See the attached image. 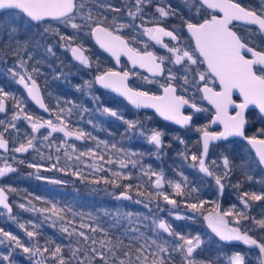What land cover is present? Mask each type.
Returning <instances> with one entry per match:
<instances>
[{"label":"rangeland","instance_id":"374dc122","mask_svg":"<svg viewBox=\"0 0 264 264\" xmlns=\"http://www.w3.org/2000/svg\"><path fill=\"white\" fill-rule=\"evenodd\" d=\"M85 1V6L93 3L92 0ZM136 10L128 17L129 22L136 18H142L144 21L147 20L140 16V9L136 8ZM86 13L89 14L88 11ZM83 17L84 19L87 18L86 15ZM10 19H14L17 24H20L19 29L16 31L18 36L24 34L40 38L39 40L42 45L38 47L42 49L43 54L52 60V62L54 60L57 61L55 66L64 62L72 63V61H76L71 54V48L74 46L69 43L67 38L61 35L66 29H73L71 23H74V20L68 23L45 24L51 22L47 21L43 22L45 25L35 26L15 13H7L0 16V21L4 22V26L5 22ZM124 19H127V17L125 16ZM155 27L160 26L152 24L141 25V28H139L140 35L149 39L156 49L165 51L166 49L161 45H157L155 41H152L144 33L145 29ZM4 29L5 27L0 30V78L7 79L9 82L12 80L13 82L11 81L9 84V86H12V91L7 92L9 95L7 97H4L2 94L0 95L2 101L11 100L12 102L7 109L5 120L2 119V121L9 120L11 127L12 124H22L20 121L23 118L24 109L30 110L25 104V99L21 92H19L20 90H18L21 86L18 83V76H13V72L18 70L19 74L25 75L26 79L33 77L32 75L40 77L47 96L52 99L51 102L56 107V118L58 115L61 118L60 120L57 119L54 124L65 127V130L68 132H70L72 127L82 129L86 125L90 128L88 131H82L84 133L83 143L78 145L71 139V136L64 137L62 133H52L45 140L43 138L44 135L50 131L47 128L40 129L36 134H32L31 131V133H26L24 130H21V134H19L18 129L20 128L16 126L12 127V131L14 132H10L13 144V147H10L11 150L18 147L21 143L26 145L27 140L31 138L33 140V147L29 148L26 153L18 154L27 156L25 159L28 162L31 160L37 162L36 165L39 167L35 170H43V172L35 175L42 189L41 198H36L32 204L22 200L13 202L9 188H4L2 183V179L10 172L0 177V188L4 189V195L7 197L6 202L9 204L10 210L14 208L19 214H23V217L20 218H23L27 225L32 228L44 225L58 226L63 229L67 228V233L73 239L71 246V260L73 262L71 264H102V260L104 264H188L189 258L186 257L185 252L179 247L184 242L176 234H182L185 238H192L194 243L195 238L199 236L201 241L200 246L192 254L194 264H232V257L236 254L231 253L228 256L223 251L230 243L221 241L208 227L207 220L202 221L201 216L197 215V212L202 207L195 212L188 207V205L194 202L198 204L206 203L207 200H202L199 196L203 192L205 194L208 190L217 191L216 187H211L202 178L195 176L192 183L187 178V174L190 175V172H194L197 175L199 162L197 161V165L195 164L193 167L185 166L187 161H185V156H182L183 163L181 164L183 165L179 166L185 168L183 169L185 173H181L180 175L175 173L174 177L168 169L164 168L166 167V162H164L163 132L160 131L162 133V143L157 148L148 139L154 132L150 126L151 116H139L134 121L129 122V124L134 126H128L127 130H129L130 136L135 133L142 138L140 141L146 147L153 150L155 156H150L153 158L155 164L148 163L147 154L130 147V142L133 141L131 137L128 139L129 142L119 137L120 134L117 127L121 125L122 119L104 113V106L101 107L98 95L93 94L88 99L94 105L91 104L88 107L87 103H84V106L81 104L82 112L79 113L81 116H77L76 110L72 109L69 102L68 105H64V102H61V100L57 102L55 98L58 97L57 91L59 89L56 85L53 86L50 83L46 74H43L40 68L35 66L36 61L31 60L29 55L25 56L27 59L22 58L23 53L17 51L15 48L12 50L13 53L10 56L11 59L13 58L12 60L16 67L9 69V77L6 76L4 67L8 64V61L4 57H1L3 54L1 47L12 45L13 38L7 32L5 37ZM168 40L170 38H163L164 43ZM19 41L21 42V40ZM58 103L61 105H58ZM76 108L77 110L80 109V107ZM84 110L89 116L85 120L80 119L83 116ZM19 113H22L19 119L12 121V116ZM36 120L33 119L34 122ZM46 120L39 119V122L43 123ZM27 124L30 125L28 121ZM78 132L81 131H74V133ZM113 145H115V148ZM66 152L67 155H65ZM81 152H84V155H80ZM125 153L128 155H125ZM16 154L15 152L14 157H16ZM78 156L79 159H77ZM101 156H103V159H101ZM120 160H124L127 167L121 169L119 167ZM7 161L8 159L4 158L0 153V168L8 167ZM132 161L136 162L135 167H132ZM53 164L56 167L50 168ZM74 172H78L79 174L73 175ZM115 172H121L122 175L117 177L114 175ZM123 173H129L130 175L125 177ZM152 173H156L157 175L153 176ZM161 174L162 187L157 189L155 187V180ZM38 176L41 178L38 179ZM44 178H47V180ZM53 179L61 182L51 183L50 181ZM106 180L108 181L107 183H105ZM175 183L181 184V193L179 194L176 193L173 187ZM128 184L132 185L131 189L126 187ZM148 184L151 185V189H148L149 193H144L143 190L147 188L144 186ZM85 185L91 187L94 191L89 192L85 190ZM133 186H141L138 192H134L136 194L135 201L120 200L118 198L121 193H132ZM98 190H102L106 194L100 195L97 192ZM117 190L121 193L114 198L112 193ZM165 194L170 199H174L176 204L170 205L164 201L163 195ZM139 200L147 201L151 203V206L143 204ZM21 204L24 205V208L20 207ZM53 204L56 207L55 212L52 211ZM243 204L244 206L248 205L245 200ZM1 207L3 205H0ZM29 208L36 209V211H30L28 210ZM228 212L231 215L227 216V220H232L236 224H241L240 220L247 219L246 217L243 218V214L240 216L234 213L233 208L228 209ZM17 217V215L13 217L16 222L20 219ZM235 217L240 219H236ZM161 221H164L169 226L171 235L157 227ZM245 228L249 230L248 226ZM258 228L256 226L253 232H257ZM81 231L84 232V236L79 235ZM153 240L156 241L155 244L152 243ZM157 245L165 248L166 252H159ZM93 249L96 250V253L102 252L103 256L94 254ZM217 249L224 256V261L222 262L216 261V259L209 260L206 256L207 252H215ZM219 258L221 257L219 256ZM247 260L249 259L246 258V262ZM59 261L60 259H57L55 264H60Z\"/></svg>","mask_w":264,"mask_h":264},{"label":"snow or ice","instance_id":"6c2138e0","mask_svg":"<svg viewBox=\"0 0 264 264\" xmlns=\"http://www.w3.org/2000/svg\"><path fill=\"white\" fill-rule=\"evenodd\" d=\"M137 5H139L140 0H136ZM199 6L203 9L204 15L195 22H187L186 28L187 32L190 33V38L194 40V48L188 50L186 47L180 46V41L175 33V29L166 30L164 27L148 28L144 30V33L152 40L155 41L157 45H161L167 50L169 54L167 57V63L169 65H179L184 69L183 84L185 86V91H201L203 93V98L206 99L211 105L215 107V119L212 121L213 124L219 123L223 125V131L221 132H209L206 128L200 129L203 134V152L202 157H206L209 150V144L211 141L227 140L229 137H239L244 141L251 149L254 150V155L256 157V162L260 165H264V129L261 130L258 136H248L246 135V110L249 105H254L259 108L261 113H264V52H255L251 48H246V46L240 42L236 33L230 28V24L233 21H243L248 24L258 25L259 29L264 30V16L257 15L255 11L246 10L239 3L233 2V0H198ZM151 3V0H149ZM77 5L74 0H0V14L5 12L15 13L21 17L27 18L31 22L44 21L46 18L62 21L63 23H68L75 18L74 9ZM209 10L222 13V18H218L216 14H211L208 16ZM156 11L161 17H168L170 10H166L164 7H159ZM4 27V22L0 21V30ZM73 29L79 27L76 23H71ZM126 27V25H122ZM15 31V29H12ZM96 41L99 43L100 47L105 49L107 52L111 53L112 56L116 57L119 61L121 54L127 56L133 66H139L141 69H146L149 74L153 77H163L166 75V86H163V94L155 95L150 94L146 90L134 91L129 87L126 82L129 78L130 73L124 71L123 73L117 71H109L103 75L97 77V81L105 89H111L121 96L126 97L131 104L136 107H150L155 109L160 116L169 121H174L179 125H188L192 120V115H183L182 109L185 106H190L191 109L196 112L202 111L203 109L198 107L196 103L190 104L191 98H185V95H177V89L173 86L172 81L176 79L172 73L171 67L168 68L167 74L165 73V58H158L152 51L147 50L145 46L143 51H139L135 48L129 47L128 44L121 38L120 35H113L107 27L97 26L93 30ZM170 38V42L175 41L171 47L168 43L163 42V38ZM63 39V37H62ZM242 50L247 51L252 54L254 59H246L242 55ZM51 51V49H49ZM72 56L83 65H88L89 60L84 55L83 51L78 47L71 48ZM201 65H206L204 72L197 73V69ZM15 67V66H13ZM180 69H178L179 71ZM188 70L192 73V79L189 80L187 76ZM207 73V76L205 75ZM13 76H18V83L23 85L27 89V94L31 97L33 101L39 106V108L47 111L44 103L41 101L39 90L35 80H31V84L26 82L25 75L19 74V71L13 72ZM208 77L213 80H218L220 87L219 91H214L213 88L208 87ZM145 79H148L145 77ZM198 82L203 83V87H200ZM238 90L240 96L243 97L241 103H236L233 100V91ZM0 94L7 97L9 93L4 92L3 85H0ZM234 108L236 111L231 114L229 109ZM70 111V110H69ZM5 112V105L0 99V113ZM103 112L109 114L112 117H117V112L109 109L108 107L103 108ZM30 124L31 132L36 133L40 129H50L44 135V139L47 140L52 133H62L64 137L75 136L76 140H81L84 137V133H72L65 130V127H61L53 123L52 119H47L43 123L39 122V118L34 122L31 115H26L24 117ZM12 121L19 119V115H13ZM60 120V116H57ZM63 123V121H61ZM134 125L129 124V127ZM15 127V124H12ZM162 133L160 131H154L148 138L149 142L154 144L157 148L161 146L162 143ZM7 147L6 142L0 139V149H5ZM33 147V140L29 138L27 144L21 143L18 147L14 149L16 153H26L29 148ZM115 148V145H113ZM90 151V150H89ZM67 155V152L65 153ZM80 155H84L81 152ZM125 155H128L125 153ZM79 159V156L77 157ZM103 159V156H101ZM192 161H199V170L205 173L207 176L212 177L213 172L209 170V167L205 164V159L198 157L196 154L191 155ZM111 163V161H109ZM132 167L136 166V162L132 161ZM212 163H215L213 161ZM229 166V160L224 158L223 167L227 169ZM31 167L38 168L36 164H32ZM55 164L51 165L50 168H55ZM94 167V165H93ZM119 167L121 169L127 167L124 160L119 161ZM14 171L13 168L5 167L0 168V177L4 176L8 172ZM78 172H74L73 175H78ZM115 176L119 177L122 175L121 172H115ZM125 177H128L129 173H123ZM153 176L157 175L152 173ZM226 175V173H225ZM40 179L41 177H37ZM47 180V178H44ZM162 174L155 180V187L157 189L162 187L161 184ZM215 183L223 190L224 185L221 183V177L215 176ZM51 183H60L59 180H51ZM108 181L106 180L105 183ZM131 189L132 185L128 184L126 186ZM173 187L176 193H181V184L175 183ZM248 196V193L244 194ZM121 198L131 199L127 195V192L120 194ZM39 199V198H37ZM264 199V196L257 195L255 193L251 194V200L260 201ZM7 197L4 195V189L0 188V205H3L5 209H9L10 206L6 202ZM163 200L170 205H175L176 201L170 199L168 195H163ZM139 203V201H137ZM246 206V205H245ZM24 208V205H20ZM188 207L193 210V212L198 211L203 204L191 203ZM216 207H219L217 205ZM30 211H36V209L29 208ZM43 211V210H39ZM52 211H56V207L53 204ZM231 215L230 212H225L221 214L220 212H211L206 217L208 227L217 237L223 242H243L246 245H256L260 253H264V243L257 242L256 239H252L249 235L242 234L238 227H230L229 223L225 220V216ZM179 218V217H177ZM238 223V222H237ZM261 229H264V219L256 222ZM21 228L24 225H20ZM157 227L164 230L165 233H170L169 226L161 221ZM65 232L68 231L67 228L63 229ZM94 230V229H93ZM0 233L4 237H9L11 241H14L16 245L23 248L25 253H32L33 249L21 244V241L17 236L11 234L10 232H5L0 228ZM34 232H27L28 237H33ZM80 236H84V232H79ZM179 239L184 243L179 245V247L185 252L186 257L189 258L188 264H194L192 259V254L200 246V238L197 236L195 238V243L192 238H185L182 234H176ZM2 242V240H0ZM156 243L155 240L152 242ZM158 251L161 253L166 252V249L157 245ZM36 251H39L38 249ZM48 251V249H44ZM55 253L60 252V248H55ZM94 254H99L101 257L103 253H96L93 249ZM7 257H5L6 259ZM2 264V262H0ZM61 264L63 262L61 261ZM102 264H104L102 260ZM232 264H245V259L242 254H236L232 257Z\"/></svg>","mask_w":264,"mask_h":264},{"label":"trees","instance_id":"16d2710c","mask_svg":"<svg viewBox=\"0 0 264 264\" xmlns=\"http://www.w3.org/2000/svg\"><path fill=\"white\" fill-rule=\"evenodd\" d=\"M93 3L90 5H86L85 0H76V11H75V18L73 19L74 23L78 24L79 27L75 30H69L66 29L61 33L64 37L67 38V36L71 35L72 32H75L79 35H85L89 34L90 29L96 25V24H102L105 27L115 31V32H132L133 30L139 31L141 25H161L169 28V30L175 29V33L178 36L179 40L186 41V33L183 29L185 25L187 24V19L183 18L180 14V6L175 5V2H180L181 0H151V3H149V0H142L140 1L139 5H137L136 0H92ZM254 1H261V0H254ZM170 3V6L169 4ZM169 7L174 12V19L171 23L165 24L163 23L159 17V13L156 11L159 7ZM137 9H140V16L147 20H142V18H136L135 20L128 21V17L134 13ZM89 12L87 14L86 12ZM8 13V12H7ZM4 13V14H7ZM87 16L86 19L82 16ZM0 16H3L0 15ZM127 17V19H124V17ZM24 18V17H22ZM82 18V19H81ZM26 21V19L24 18ZM62 21H51L47 22L45 24H59ZM149 22V23H148ZM30 24V23H29ZM44 23L40 25H45ZM33 25V24H32ZM122 25H126V27H122ZM20 24H17L14 19H10L9 21L5 22V29L3 30L5 32L9 33L8 35H11L13 38V44L10 46H2L1 49L3 51V54L1 57H4V53L9 54L11 50L14 48L17 51H20V49L23 50L22 58H26V55L30 56L31 60L33 59L35 62V65L38 67L40 61H38V54L39 52V40L37 41V37L34 35L28 36L24 34H20L19 36L16 34V31L19 29ZM15 29L13 31L12 29ZM70 33V34H69ZM7 35V38H8ZM21 40V42L19 40ZM84 39V38H82ZM140 39V47L141 49L145 46V41ZM12 65H15L12 63ZM68 70H59L58 73H54V83L59 89L57 91L58 97L62 100H65L67 102L70 101L72 98V91L74 89V84L71 83L70 79L68 78ZM34 76V75H33ZM37 80L42 84L41 79L39 76L36 77ZM5 83L6 80L0 78V85H3L5 89ZM13 85V84H12ZM19 88V86H18ZM21 89V88H19ZM18 89V90H19ZM44 91L45 89L42 88ZM21 92V90L19 91ZM22 96L23 93H21ZM1 95V94H0ZM47 96V94L45 93ZM77 103L81 105L80 98H74ZM25 102L27 106H29L32 111L26 112L30 113L33 116L38 114V111L36 112V109L34 106H32L28 100L25 99ZM118 104H115L114 106L117 107ZM118 108V107H117ZM20 114V113H19ZM18 114V115H19ZM139 116H151L147 113H143ZM36 117V116H35ZM150 126L153 128L154 131H162L164 136L169 135L171 137V142L164 144L165 148V161L166 162V169L173 174L175 177V173L181 174L185 173L183 169L184 167H181L183 164V159H181L182 156H185L184 153L186 150H192L196 152V155H199L200 148L198 147V143L195 141V137L192 134V132H180L176 128L172 126H167L162 122H159L157 118L154 116H151V122ZM119 132V137L124 138L126 142H129V137L132 138V142H130V147L141 150L144 154L148 155V163L154 165V160L152 157L155 156L153 150L151 148L146 147L145 144H143L140 140L139 136L134 134L133 136H130L127 131H125L123 126L117 127ZM135 129V128H134ZM14 132V131H12ZM19 134H21L20 131H18ZM31 133V132H30ZM33 134V133H32ZM0 137L7 139L10 142V145L13 147L12 144V136L10 133H7L3 130L2 127H0ZM127 137V138H125ZM184 139V142L182 140ZM186 141V142H185ZM79 145V144H78ZM237 150L241 151V147L238 143L236 144ZM242 145V144H241ZM1 153V152H0ZM14 149L9 151V154H3V157L8 159L7 165L10 168H13L14 171L8 173L3 179L2 183L4 185V188H9L11 199L14 201L16 200H22L26 203L32 204V202L36 198H41V185L38 184L35 175L37 173L43 172V170H35L36 168L31 167V164H37V162L26 160L27 156L16 154V157H14ZM152 155V157L150 156ZM152 159H151V158ZM199 157V156H198ZM187 162L193 163L194 161L191 160V162L186 158ZM185 160V161H186ZM31 163V164H30ZM181 165V166H179ZM187 166V164L185 165ZM236 177L237 181L232 184H228L227 190L225 191L224 195H220L219 189L217 186L213 184H209L211 187L214 186L217 188V191L208 190L207 193L199 195L202 200H207L206 203L203 204V207L200 211L197 212V215H200L202 218V221L205 220L204 217H206L211 212H220L221 214L228 212V209L233 208L234 213L242 216L243 218L246 217L247 219H242L240 222L241 224H236V222H232V220H227V216H225L227 222L229 223V226L238 227L242 233H247L252 239H256L258 244L264 243V229H261L259 225L256 223L259 220L264 219V208L262 205V200L260 201H253L251 200V197L249 200L247 199H240L242 197V193H248L252 194L255 193L257 195L261 194V186L262 181L259 178H256L255 175L250 176L246 174L245 168H243L241 162L238 160L236 161ZM154 167V166H153ZM188 167H193L192 165ZM195 176L200 177L199 171L197 172V175L194 172H190V175L187 174V178L190 180L195 179ZM70 177V176H69ZM178 177V176H176ZM76 181V179H75ZM239 191H236V199H233L230 197L228 189L231 187ZM85 190L89 192H93L94 190L91 187H88L87 185L84 186ZM134 187V186H133ZM147 187L144 189V193H149V188L151 187L150 184L144 186ZM141 186L134 187L130 193L131 199L128 201H135L136 200V194L134 192H138V189H140ZM151 189V188H150ZM120 190V189H119ZM100 195H105L102 190L97 191ZM120 191H114L112 193V196L115 198L118 194H120ZM30 200V201H29ZM246 201L249 205L244 206L243 201ZM143 204H147L151 206V203L139 200ZM219 205V207H216ZM250 211V212H249ZM23 217V214H19L18 211L14 208H12L10 211L8 209H5L4 207L0 208V228H2L5 232H10L11 234L17 236V238L21 241V244L27 247H30L33 249L32 253H25L23 251V248L16 245L14 241H11L9 237H4L2 233H0V262L2 264H55L57 262V259H60L63 264L69 263L71 264L73 262L72 259V236L65 232L63 228L58 226H41V227H35L32 228L27 225V223L23 220V218L19 219V221H15L13 219L14 216ZM17 217V218H18ZM233 217V216H232ZM231 217V218H232ZM236 219H240L238 217H235ZM21 220V221H20ZM27 220V219H26ZM20 225H24L23 228L20 227ZM246 226L249 227L245 228ZM258 226L257 232H253V229ZM32 231L35 233L33 237H28L27 232ZM59 247L60 252L55 253V248ZM39 251H36V250ZM44 249H48V251H44ZM225 254L228 256L231 253L235 254H242L245 259V264H264V253H260L257 246H246L241 243H230L227 245V247L223 250ZM207 258L210 259H216V261H224L223 254L217 249L215 252H207ZM219 256L221 258H219ZM5 257H7L5 259ZM53 257V258H51ZM217 257V258H216ZM251 257V258H249ZM40 258V259H39ZM246 258L247 260L246 262ZM220 259V260H219ZM53 261V262H52Z\"/></svg>","mask_w":264,"mask_h":264},{"label":"flooded vegetation","instance_id":"af4514ba","mask_svg":"<svg viewBox=\"0 0 264 264\" xmlns=\"http://www.w3.org/2000/svg\"><path fill=\"white\" fill-rule=\"evenodd\" d=\"M233 2H237L239 3L242 7H244L246 10L249 11H255L257 13V15H261L264 16V0L261 1H254V0H233ZM170 6V3H168ZM175 5H179L180 6V14L182 15L183 18H186L188 22H195L197 20H199L201 18L202 15H204L203 13V9L200 8L199 6V2L198 0H181L180 2H175ZM166 10H170V12L172 14H170L168 17H161L159 14L160 20L165 23H171L172 20H175L173 15L175 11H172L168 6L164 7ZM7 13V12H5ZM211 14H216L218 16V18H222L223 14L219 13L218 11L216 12H212L211 10H209L208 16L205 18H209ZM26 19V18H25ZM27 20V19H26ZM40 25V24H39ZM96 25H102V24H96ZM94 25V26H96ZM38 26V25H35ZM94 26L90 29L89 34H85L83 35H79L75 32H72L71 35L67 36V39L69 40V43L74 46V47H78L80 48L84 55L88 58L89 60V64L83 65L81 64L79 61H72V63L70 62H64L63 64H59L58 66H55V63H57L56 60H54V62H52V60L48 59L42 52L41 48L39 49V58L38 61H40L39 65L37 68L41 69V72L43 74H46L47 79H49L50 83L55 86L54 83V78L53 75L54 73H58L59 70H68V78L70 79L71 83L74 84V89L72 91V98L69 101V104L72 106V109H75L77 112V116H81L79 113L82 112V106H84V103H87V106L90 107L91 104L94 105V103H92L91 101H89V97L93 94L98 95L97 97L100 98V102H101V107L102 106H106L111 110H114L117 112V117H120L122 119V121L120 122L121 126L124 127L125 131H129L127 130L128 126H129V122L130 121H134V119L136 117H139V115H142L143 113H147L151 116H154L155 118L158 119L159 122L164 123L167 126H172L174 128H176L178 131L180 132H192L191 135L195 136L192 137L195 139V141L198 143V147L200 148L199 150V157L202 158L201 154L203 152L202 149V132L200 131V129L202 128H206L209 132H221L222 129L219 126L216 127H211V123L213 116H215V111L214 109L208 104V102L203 98V93L201 91H185V86L183 84V75H184V69L179 66V65H169L167 63V57H168V53L167 50L165 51H161L160 49H156L154 47V44H151V42L149 41V39L141 36L139 34V31L137 30H133L132 32H125V33H121V32H115L111 29L112 32H114L117 35H120L122 38H124L127 42V44L129 45V47L135 48L139 51H143L145 46H147V50L152 51L155 55L158 56V58L160 57H164L165 58V73L167 74L168 72V68L171 67L172 69V73L174 74V76L176 77L175 80L172 81L173 86H175L177 88V94L178 95H185V98H191L190 99V103H196L198 107L202 108V111L196 112L193 109H186L184 111V114H188V115H192V123L191 126L189 127H185V128H180L175 125H171L169 123L166 124V122L161 121L153 112L150 111H137L135 109H133L131 106H129V104L122 98L116 96L113 92L105 90L101 87H99L96 83V78L100 75H103L109 71H117V72H121L123 73L124 71H128L130 73L129 75V79H128V85L130 88H132L133 90L137 91V90H146L148 91L150 94H155V95H160V93L163 92V88L162 86H166V75L163 77H152L150 75H148L147 73H144V71L142 72L138 67L136 66H132L130 61L126 58V57H121L118 64L116 63V61L110 56L108 55L106 52L102 51L94 42L93 37H92V29L94 28ZM104 26V25H102ZM155 26H160V27H164L166 30H169V28L165 27V26H161V25H155ZM105 27V26H104ZM230 28L236 33L237 37H239V39L246 44L248 47H251L259 52H264V34L260 31V29L258 27L255 26H249L240 22H235L232 23L230 25ZM185 30L186 33V37L187 40L184 42L182 40L180 41V46L181 47H186L188 48V50H192V48H194V44L191 41L188 33H187V29H186V25L183 28ZM71 30V29H69ZM75 30V29H72ZM70 34V33H69ZM37 37V41L40 39L38 36ZM64 37V36H63ZM141 37L144 39H142L143 41H145V46L144 48L141 49L140 47V39ZM66 38V37H65ZM84 38V39H82ZM166 43L169 44V46L171 47L173 44H176L177 42L172 41L170 42V40H168ZM69 44V45H70ZM42 44L40 43L39 40V46H41ZM20 52L23 53V50L20 49ZM13 53L12 50L9 52V54L4 53V56L7 61L8 64L4 67L5 69V75L9 77V69L14 68L13 66L16 67V65H12L15 64L13 62V58L11 59L10 54ZM22 57V56H21ZM246 58H248V56H246ZM63 61V60H61ZM57 65V64H56ZM178 69H180L178 71ZM206 69L205 65H201L198 69H197V73L199 72H204ZM205 75L207 76V73L205 72ZM33 76V75H32ZM187 76L188 79L191 80L192 79V73L190 70H188L187 72ZM145 77H147L148 79H145ZM31 79H35L36 82L39 84L40 89L42 90L43 96H44V100L45 103L47 105V107L50 110V114H46L44 112H41L40 110L36 109V112L38 111V114H36L35 116H33L30 113H26V112H31L32 109L28 106V108H30V110H26L24 109V114H23V118L21 119V123L15 124V126L20 132L21 130L24 132H29L31 131L30 129V125L27 124V120L24 118L26 115H31L33 117V119H52L53 123L56 122L57 118H56V107L53 106L52 104V99H50L48 96L45 95L46 91H44L42 88L43 85L40 84V82L37 80L36 76L31 77ZM15 80V79H13ZM12 80H10L11 82ZM27 82H29V79H26ZM208 87L213 88L214 91H219L220 87L218 84L217 80H213L211 77H208ZM9 80L6 79V83H5V92H10L12 91V86H9L10 84ZM13 82V81H12ZM42 83V82H41ZM200 84V87L202 88L204 85L202 82H198ZM13 84V83H11ZM21 89V93H23V98L28 100V96L25 92V90H23V85L20 86ZM47 94V93H46ZM74 98H80V100L82 101L80 105V103L78 104L77 101H75ZM55 99H57V102L61 100V102H64V105H68V102L66 103L65 100H62L59 97H56ZM233 100L236 103H241L242 100L239 99V97L235 96L233 97ZM29 101V100H28ZM7 104V109L9 107V105L12 104L11 100H7V101H3ZM29 103L32 105V103L29 101ZM26 104V102H25ZM118 104L117 107H115L114 105ZM27 105V104H26ZM58 105H61L60 103H58ZM33 106V105H32ZM76 107H80V109L77 110ZM235 110H232L230 113L234 114ZM7 114V113H6ZM91 114V113H90ZM22 115V113L19 114V116ZM25 115V116H24ZM83 116L80 119H88L89 116L87 115V112L84 110ZM6 115L1 116L0 115V127L3 128V130L7 133L12 132L13 128L11 127V122L5 121L3 122V120H5ZM246 120H247V124H246V135L248 136H258L260 135V132L262 129H264V116L260 113V111L257 108H251L249 110H247L246 112ZM120 121V120H119ZM90 130V128H88L86 125H84V128H74L72 127L70 132L74 133V131H88ZM22 132V133H24ZM37 133V132H36ZM35 133V134H36ZM135 133L132 134V136ZM2 138V137H1ZM127 138V137H125ZM5 139V138H4ZM71 139L73 141H75L77 144H82L83 143V138L81 140H76L75 136H71ZM171 142V137L169 135L164 136L163 134V146L164 144L166 145L167 143ZM182 142H184V139L182 140ZM186 142V141H185ZM10 143V142H9ZM239 144L241 147V151L237 150V145ZM242 144V145H241ZM11 147V145H10ZM1 152V151H0ZM2 153V152H1ZM4 154V153H3ZM196 154L195 151L192 150H186L184 155L185 158H187L190 162H191V155ZM224 158H227L229 160V166L227 169H225L223 167V160ZM241 162L243 168H245L246 170V174L249 175V179L250 176L255 175L256 178L261 179L262 186H261V194L262 196H264V167L260 164H258L256 162V157L252 151V149L244 142L241 141V139H237V138H232L226 141H221V143H217V144H212L209 148V152H208V156H207V160H206V166L209 167V170L213 172V176L212 177H206L204 176L201 171L199 170V166H198V171H199V175L200 177H202V179H204V181L208 184H213L215 186V176H220L221 177V183L224 185V192L222 193L220 188L219 189V193L220 195H224L225 191L227 190L226 185L228 184H232L234 185V183H236L237 181V177H236V161ZM187 161V160H186ZM198 161V160H197ZM197 161H194L193 163H189L187 162V165L190 166H195V164L197 165ZM213 161H215V163H212ZM199 162V161H198ZM9 166V165H8ZM226 173V175H225ZM191 183L193 182L191 179L189 180ZM239 191L237 189L231 187L230 189H228L230 197L233 199H236V191ZM245 193H242V197H240V199H247L249 200V198L251 197V195L249 194L248 196L244 195ZM248 204V203H247ZM249 205V204H248ZM262 205L264 208V199H262ZM250 212V211H249ZM264 213V212H263ZM233 227V226H231ZM242 233V232H241ZM245 234V233H242ZM247 234V233H246ZM234 243H239V242H234ZM241 244H244L243 242H240ZM246 245V244H244ZM250 246V245H249ZM253 246V245H251ZM264 259V258H263Z\"/></svg>","mask_w":264,"mask_h":264},{"label":"water","instance_id":"95a60500","mask_svg":"<svg viewBox=\"0 0 264 264\" xmlns=\"http://www.w3.org/2000/svg\"><path fill=\"white\" fill-rule=\"evenodd\" d=\"M74 3L76 4V0H74ZM76 11V9H74V12ZM218 11V10H217ZM1 15V14H0ZM27 19V18H26ZM28 20V19H27ZM29 21V20H28ZM46 21H57V20H52V19H48V18H46L44 21L42 20V21H40V22H31V21H29V22H31L32 24H34V25H39V24H41V23H43V22H46ZM235 22H240V23H243V24H246V26L247 25H249V26H255V27H258L259 28V26L258 25H252V24H248V23H246V22H243V21H233L232 23H235ZM231 23V24H232ZM230 24V25H231ZM97 26H100V27H104V26H102V25H96V26H94V28L92 29V37H93V40H94V42H95V44L102 50V51H104V52H106L108 55H110L115 61H116V63L118 64V62L119 61H117V59H116V57H114V56H112L111 55V53H109V52H107L105 49H103V48H101L100 47V45H99V43L96 41V38H95V35L93 34V30L95 29V27H97ZM187 29V28H186ZM109 30V29H108ZM109 31H111V30H109ZM260 31L264 34V30H261L260 29ZM112 32V31H111ZM113 33V35H117V34H115L114 32H112ZM188 33V32H187ZM188 35H189V37H190V33H188ZM122 38V37H121ZM123 40H125L124 38H122ZM191 39V38H190ZM238 39H239V37H238ZM240 40V39H239ZM191 41L193 42V44H194V40H192L191 39ZM125 42H126V40H125ZM240 42L241 43H243L241 40H240ZM127 43V42H126ZM244 44V43H243ZM245 46H246V48H251V47H248L246 44H244ZM129 46V45H128ZM253 51H255V52H259V51H257V50H255V49H253V48H251ZM155 55V54H154ZM242 55H244L245 56V58H246V56H248V58H246V59H254V57L252 56V54L251 53H249V52H247V51H244V50H242ZM157 56V55H156ZM121 57H126L127 58V56L126 55H124V54H121V56H120V58ZM158 57V56H157ZM128 59V58H127ZM120 60V59H119ZM130 61V60H129ZM130 63H131V65L133 66V64H132V62L130 61ZM206 66V65H205ZM136 67H138L139 68V66L137 65ZM142 72L144 71V73H147L148 75H150L151 76V74H149L148 72H147V70L146 69H141V68H139ZM153 77V76H152ZM129 79V78H128ZM31 80H35V79H31ZM31 80H29V84H31ZM36 81V80H35ZM218 81V80H217ZM27 82V81H26ZM127 83H128V80L126 81ZM96 83H97V85L99 86V87H101V88H103V86L102 85H100L99 83H98V81H97V78H96ZM36 84H37V87H38V90H39V95H40V98H41V101L44 103V105H45V108L47 109V111H44L43 109H41V108H39V106L35 103V101H33L32 99H31V97L27 94V89H25L24 87V89L23 90H25V92H26V94H27V96H28V100L32 103V105L35 107V108H37L38 110H40L41 112H44V113H46V114H50V110H49V108L47 107V105H46V103H45V100H44V96H43V93H42V90L40 89V86H39V84L36 82ZM175 87V86H174ZM103 89H105V88H103ZM177 89V88H176ZM105 90H108V91H111V92H113L116 96H118V97H120V98H122V99H124L128 104H129V106H131L133 109H135V110H137V111H142V110H145V111H150V112H153V113H155V115L161 120V121H163V122H166V124L167 123H169V124H171V125H175V126H177L178 125V127H180V128H185V127H189V126H191V124L190 123H192V120L189 122V124L188 125H179V124H176L174 121H169V120H166V119H164L162 116H160V114L155 110V109H153V108H150V107H136L135 105H133V104H131V102L130 101H128L127 100V98L126 97H123V96H121L119 93H116V92H114L113 90H111V89H105ZM135 91V90H134ZM163 94V92L162 93H160V95H162ZM178 95V94H177ZM235 96H237V97H239V99L240 100H243V97L242 96H240V94H239V92H238V90H234L233 91V97H235ZM206 100V99H205ZM207 101V100H206ZM208 102V101H207ZM4 103V105H5V112L4 113H0V115L1 116H4V115H6V113H7V104L5 103V102H3ZM191 104V103H190ZM208 104L214 109V111H215V107L213 106V105H211L209 102H208ZM251 108H257L258 110H259V108L257 107V106H254V105H249V107H248V109L247 110H249V109H251ZM186 109H191L190 108V106H185L181 111H182V114L183 115H186V114H184V111L186 110ZM232 110H235L234 108H230L229 109V111L231 112ZM247 110H246V112H247ZM261 113V112H260ZM263 116H264V113H261ZM188 115V114H187ZM215 119V116H213V119H212V121ZM211 123V127H216V126H219L221 129H222V131H223V125L222 124H219V123H216V124H213L212 122H210ZM232 138H237V139H240L239 137H229L227 140H229V139H232ZM0 139H3L5 142H6V144H7V147L5 148V149H0V151L2 152V153H4V154H9V151H10V143H9V141L7 140V139H4V138H1L0 137ZM221 141H226V140H219V141H211L210 142V144H209V148H210V146L212 145V144H217V143H221ZM242 141V140H241ZM202 149H203V136H202ZM252 151H253V153H254V150L252 149ZM208 152H209V150H208ZM207 156H208V154H207ZM207 156L206 157H202V158H204L205 159V164H206V160H207ZM263 167H264V165H262ZM204 176H206V177H209V176H207L205 173H203V172H201ZM222 193L224 192V187H223V190L221 191ZM127 195L130 197V195L127 193ZM118 198L120 199V200H129V199H124V198H121L120 197V195L118 196Z\"/></svg>","mask_w":264,"mask_h":264}]
</instances>
